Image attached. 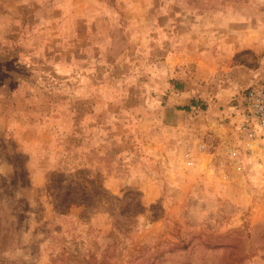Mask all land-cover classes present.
<instances>
[{
	"label": "rangeland",
	"instance_id": "374dc122",
	"mask_svg": "<svg viewBox=\"0 0 264 264\" xmlns=\"http://www.w3.org/2000/svg\"><path fill=\"white\" fill-rule=\"evenodd\" d=\"M9 45L97 56L51 169L0 142V264H264V166L218 134L264 75V0H0Z\"/></svg>",
	"mask_w": 264,
	"mask_h": 264
},
{
	"label": "crops",
	"instance_id": "0c3cea01",
	"mask_svg": "<svg viewBox=\"0 0 264 264\" xmlns=\"http://www.w3.org/2000/svg\"><path fill=\"white\" fill-rule=\"evenodd\" d=\"M21 30L22 28L18 32ZM23 30L29 32V28ZM242 44L244 43L237 45ZM91 46L66 45L64 51L51 50V45L0 47V142L5 146L12 143L15 152L29 154L30 162L47 160L50 162L47 171L52 168L55 159L51 157L54 155L52 145L55 141L50 122L57 101H61L57 95L64 87L59 90L56 84L64 83L65 88L72 85L69 87L70 92L65 91L68 96L65 94L63 102L71 103L69 101L74 97L83 99L82 96L87 95L86 92L90 90L87 79L91 76L89 60L92 59L91 56H97ZM80 63L82 66H79ZM9 66L13 69H9ZM20 67L24 70L19 71ZM9 71L11 72L8 73ZM257 75L247 74L240 83L241 88L248 89L261 83L264 75L262 80ZM227 114L229 120L222 126L224 128L215 127L218 128L221 139L226 134L229 139L235 137L236 127L240 122L239 108L235 111V116H232L230 109Z\"/></svg>",
	"mask_w": 264,
	"mask_h": 264
},
{
	"label": "built area",
	"instance_id": "2783aa9c",
	"mask_svg": "<svg viewBox=\"0 0 264 264\" xmlns=\"http://www.w3.org/2000/svg\"><path fill=\"white\" fill-rule=\"evenodd\" d=\"M238 108L240 122L234 135L238 146L228 149V157L264 166V80L243 91Z\"/></svg>",
	"mask_w": 264,
	"mask_h": 264
},
{
	"label": "trees",
	"instance_id": "16d2710c",
	"mask_svg": "<svg viewBox=\"0 0 264 264\" xmlns=\"http://www.w3.org/2000/svg\"><path fill=\"white\" fill-rule=\"evenodd\" d=\"M64 84V83H63ZM56 86H57V88H59V90H60V88H61V86H60V84H56ZM71 86L72 85H70L69 87L71 88ZM65 88V84H64V87L62 88V90L59 92V95H57L58 97V99H60V100H65V98H66V95L68 96V94L65 92V91H69L70 92V88ZM62 93H64V94H62ZM66 94V95H65ZM191 107H194L193 106V104H192V101H191V105H189V106H186V107H184L185 108V110H190V108Z\"/></svg>",
	"mask_w": 264,
	"mask_h": 264
}]
</instances>
